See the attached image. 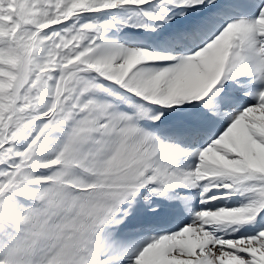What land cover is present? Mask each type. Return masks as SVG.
I'll return each mask as SVG.
<instances>
[{"label":"snow or ice","instance_id":"6c2138e0","mask_svg":"<svg viewBox=\"0 0 264 264\" xmlns=\"http://www.w3.org/2000/svg\"><path fill=\"white\" fill-rule=\"evenodd\" d=\"M0 264H264V0H0Z\"/></svg>","mask_w":264,"mask_h":264}]
</instances>
